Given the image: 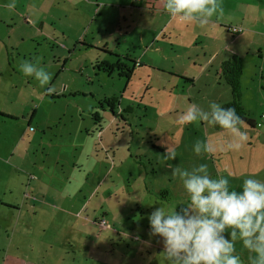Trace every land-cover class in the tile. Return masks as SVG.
<instances>
[{
  "label": "rangeland",
  "instance_id": "374dc122",
  "mask_svg": "<svg viewBox=\"0 0 264 264\" xmlns=\"http://www.w3.org/2000/svg\"><path fill=\"white\" fill-rule=\"evenodd\" d=\"M10 3L0 0V187L8 186L5 196L0 193V205L11 204L0 208V264H15L16 259L30 264H145L149 245L162 247L159 237L150 234L148 214L158 205L187 201L172 167L207 164L210 176L232 173L230 187L237 190L244 178L264 181V138L257 135L264 127L251 131L241 124L247 140L237 151H224L223 130L203 121L179 122L188 104L207 110L210 102L221 104L230 92L200 60L197 44L202 39L191 31L183 28L145 51L138 43L130 47L134 34L120 35L119 54L129 46L130 55L144 61L140 67L128 66L127 79L102 69V61L114 59L80 46L83 36L109 45L119 37L110 9L89 25L88 12L66 10V0H14L11 9ZM72 3L82 10L87 5ZM195 56L194 65L185 64ZM36 59L52 73L51 93L18 70L22 60ZM171 71L187 75L179 78ZM64 83L75 86V94L62 92ZM258 93L246 91L248 120L257 119L263 103ZM112 97L118 103L110 108ZM197 140L207 141L211 151L195 154ZM167 145L176 151L174 160L162 157ZM37 180L49 201L54 200L35 198L45 205L36 206L35 216L32 208L19 206L21 199L34 200L25 188H34ZM40 226L46 228L47 240H39ZM130 234L142 242L131 241ZM239 243L236 252L242 250Z\"/></svg>",
  "mask_w": 264,
  "mask_h": 264
},
{
  "label": "clouds",
  "instance_id": "9594fccd",
  "mask_svg": "<svg viewBox=\"0 0 264 264\" xmlns=\"http://www.w3.org/2000/svg\"><path fill=\"white\" fill-rule=\"evenodd\" d=\"M162 4L171 17L201 25L222 12L220 0H162ZM14 6V0L8 4L10 9ZM18 70L45 92L54 91L49 86L52 73L38 59L22 60ZM200 121L223 130L221 150L237 151L248 138L233 107L213 101L205 110L190 103L179 115L181 124ZM210 151L207 141L193 144L197 155ZM162 157L174 160L175 149L165 146ZM172 175L181 181L187 201L158 205L147 216L150 234L162 243L164 264H244L236 252L237 241L249 253L247 264H264V181L247 177L237 190L230 187L232 173L210 176L204 163L191 169L172 167Z\"/></svg>",
  "mask_w": 264,
  "mask_h": 264
},
{
  "label": "crops",
  "instance_id": "0c3cea01",
  "mask_svg": "<svg viewBox=\"0 0 264 264\" xmlns=\"http://www.w3.org/2000/svg\"><path fill=\"white\" fill-rule=\"evenodd\" d=\"M81 1L87 4L85 5V10L77 9V7L73 3L70 4V0H66V10L70 12L75 11L76 13L79 12V14L82 13L84 16L88 12L87 22H89V25H91L92 23H96L98 21L97 19L103 15L102 11L106 9H110L111 13H113L115 21L117 20L118 29L115 31V33L119 34V37L114 39V43L112 45H109L108 42H104L102 40L94 43V41H92L93 38H91V40H88V38L84 36V44H82V41H80V46H82V48H91L94 50L99 49V52H101L104 57L114 59V61L112 62L104 60L101 62V64L106 63L109 65H114L117 63L127 67L129 65L131 67H140L143 65L142 62L144 61L141 62L140 58L135 57L133 54L130 55V53L127 51L129 50V46H127V48L123 51V54H119L118 48L120 46V35L127 37L130 34H134L133 41L130 47L138 43L139 46L144 47L145 51L154 48L157 45L156 43L159 39H172V37L175 36L183 28L191 31V34L195 38H197L199 42L202 39V41L197 44L199 48L198 52L203 53V55L200 57V60H205L204 65H207V67L214 70V77L218 79V81H221L219 70L222 62L226 61L232 56H236L237 58H239L242 64V73L240 78V85L242 89L241 103L244 112L248 114V108L246 107L245 102L248 101L249 98L247 96L245 97L246 91L251 88H255L256 91H260V93L258 94L263 103L261 104L257 119L250 120L253 122V124L258 121L259 114L264 109V0H220L222 12H217L216 14H214L204 25H201L196 21L181 22L176 18L171 17L166 11H164L162 0H91L89 2H86L84 0ZM15 13L17 14V12ZM25 22L26 24H29L30 21L26 19ZM120 25H122V28L120 27ZM227 27H239L242 29V32L232 35L227 31ZM204 37L207 38L206 40L209 41V44L204 43ZM223 44L226 50H223ZM70 53L71 52H68L69 55ZM195 59H199V56L191 57L189 59L186 58L187 63L185 64L192 66L195 64ZM65 66L66 58L62 62L61 71ZM171 72L176 76H179V78H182V74L184 76L187 75L174 71ZM185 81L188 83L192 82L191 80ZM63 85L64 87L62 92L66 91V93L68 94H75L74 92H76L77 89L75 86H68L66 83H64ZM228 101H230V92L228 93L226 99H224V101L220 105H223ZM116 103H118V101L114 100L112 97V106H114ZM116 106L119 107V104ZM29 121L30 124L33 123L31 120ZM263 127L264 125H262L258 129H261ZM250 129L251 131H254L252 128ZM254 129H256V127H254ZM262 133L257 132L258 138H264V131ZM11 154L15 155L16 151L12 150ZM6 162L10 164L11 160ZM3 182H5V180ZM42 188L43 187L38 184V180L35 183L34 188L32 185H26L25 190L28 191L32 196H34V200H23L22 202L21 199L19 208L23 205L27 206L28 208H32L33 211L31 212V215L35 214L36 216V206H40V208L45 207L44 202H48V198H50V196H48V194ZM0 193L5 196L6 193H8V186L2 185V187H0ZM9 195L12 196L10 192ZM19 197H21V195ZM37 197L42 198L44 202L36 200L35 198ZM53 200L54 199L51 198V201ZM10 205L11 204H9V206H6L4 204H1L0 208H2L3 210H7V208H11ZM46 210L49 209L46 208ZM15 212L17 213L18 210L16 209ZM18 223L19 220L15 223L16 227L19 225ZM1 229L2 226L0 225V230ZM45 229L46 228L44 226H40L38 228V232L41 234V237L39 236V240L41 241L45 239L47 240ZM101 229L103 230V228ZM29 232L30 234L33 233L31 229L29 230ZM129 236L131 238V241L142 242L140 237H132V234H130ZM149 247L151 249H147L146 254L148 259L145 258V264H164L161 253L162 247H160V244L152 243L149 245ZM155 249H158V253H153ZM241 249H244L242 245ZM242 250L241 252H237V254L240 255L242 261H247L249 253L245 258L242 255ZM41 259L44 260V258ZM26 261L16 259L15 264H30ZM7 262L8 260L2 262V264H13Z\"/></svg>",
  "mask_w": 264,
  "mask_h": 264
},
{
  "label": "trees",
  "instance_id": "16d2710c",
  "mask_svg": "<svg viewBox=\"0 0 264 264\" xmlns=\"http://www.w3.org/2000/svg\"><path fill=\"white\" fill-rule=\"evenodd\" d=\"M235 35V34H232ZM102 69L106 73H111L112 71H117L119 76L129 78L131 75V70L124 65L120 64H102ZM220 79L227 85L230 90V101L223 104L224 107H233L236 109L237 114L240 116L242 124L254 129V124L252 121L246 119L245 112L241 103L242 89L240 85V78L242 73V64L236 56L228 58L226 61L222 62L220 65ZM110 108L112 107V98L109 100ZM215 130H219L218 127L213 126Z\"/></svg>",
  "mask_w": 264,
  "mask_h": 264
},
{
  "label": "built area",
  "instance_id": "2783aa9c",
  "mask_svg": "<svg viewBox=\"0 0 264 264\" xmlns=\"http://www.w3.org/2000/svg\"><path fill=\"white\" fill-rule=\"evenodd\" d=\"M84 1L89 2L91 0H84ZM227 31L230 34H238V33L242 32V29L239 27H227ZM262 125H264V109L260 112L259 117H258V121L255 123V126L257 128H260ZM99 224H101L100 228L105 229L106 226L102 225V221L99 222Z\"/></svg>",
  "mask_w": 264,
  "mask_h": 264
},
{
  "label": "flooded vegetation",
  "instance_id": "af4514ba",
  "mask_svg": "<svg viewBox=\"0 0 264 264\" xmlns=\"http://www.w3.org/2000/svg\"><path fill=\"white\" fill-rule=\"evenodd\" d=\"M66 93V91H64ZM99 223V222H98Z\"/></svg>",
  "mask_w": 264,
  "mask_h": 264
}]
</instances>
